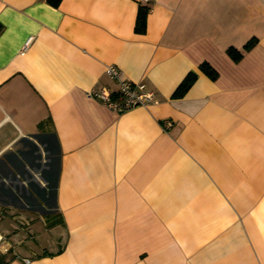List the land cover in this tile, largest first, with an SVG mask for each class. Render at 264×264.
I'll return each instance as SVG.
<instances>
[{
    "label": "crops",
    "instance_id": "1",
    "mask_svg": "<svg viewBox=\"0 0 264 264\" xmlns=\"http://www.w3.org/2000/svg\"><path fill=\"white\" fill-rule=\"evenodd\" d=\"M108 66L156 101L89 96ZM0 255L264 264V0H0Z\"/></svg>",
    "mask_w": 264,
    "mask_h": 264
},
{
    "label": "built area",
    "instance_id": "2",
    "mask_svg": "<svg viewBox=\"0 0 264 264\" xmlns=\"http://www.w3.org/2000/svg\"><path fill=\"white\" fill-rule=\"evenodd\" d=\"M144 1L151 2L153 0ZM106 71L115 79L118 89L115 90L108 86L93 87L89 90L88 95L97 97L115 112L132 108V106H145V104L156 101L155 91L147 88L145 84L124 78L119 69L113 66H108Z\"/></svg>",
    "mask_w": 264,
    "mask_h": 264
},
{
    "label": "trees",
    "instance_id": "3",
    "mask_svg": "<svg viewBox=\"0 0 264 264\" xmlns=\"http://www.w3.org/2000/svg\"><path fill=\"white\" fill-rule=\"evenodd\" d=\"M53 4H58L59 0H48ZM139 12H138V16L136 19V26H135V30L136 31H141L142 29H144L145 27V18H146V14L148 12V8L145 5H139L138 7ZM255 43V40L251 39L248 40L247 43H245L244 48H249L251 47L253 44ZM228 56H230L231 58H233L234 60H238L241 57V52L239 49L231 46L226 50ZM200 69L203 70L206 74H208L210 77L214 78L217 75V72L215 69H213L211 67V65L208 62H202L200 64ZM195 79V75L191 72H189L188 74H186L185 77H183L182 81L179 83V86L175 89V91L173 92V95H180L183 93V91H185L193 82V80ZM56 221H52V223L50 224H54ZM5 261L1 258L0 255V264H3Z\"/></svg>",
    "mask_w": 264,
    "mask_h": 264
},
{
    "label": "rangeland",
    "instance_id": "4",
    "mask_svg": "<svg viewBox=\"0 0 264 264\" xmlns=\"http://www.w3.org/2000/svg\"><path fill=\"white\" fill-rule=\"evenodd\" d=\"M19 227V226H18ZM20 248V247H19ZM21 249V248H20ZM22 250V249H21Z\"/></svg>",
    "mask_w": 264,
    "mask_h": 264
}]
</instances>
